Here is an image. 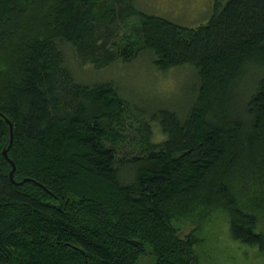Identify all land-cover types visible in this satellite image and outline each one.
Returning <instances> with one entry per match:
<instances>
[{"label":"trees","instance_id":"16d2710c","mask_svg":"<svg viewBox=\"0 0 264 264\" xmlns=\"http://www.w3.org/2000/svg\"><path fill=\"white\" fill-rule=\"evenodd\" d=\"M213 6L184 26L133 0H0V264H204L194 231L218 213L264 253V0ZM62 41L99 69L142 50L161 70L190 64L194 100L147 113L113 81H77ZM127 118L139 155L121 154Z\"/></svg>","mask_w":264,"mask_h":264},{"label":"rangeland","instance_id":"374dc122","mask_svg":"<svg viewBox=\"0 0 264 264\" xmlns=\"http://www.w3.org/2000/svg\"><path fill=\"white\" fill-rule=\"evenodd\" d=\"M135 7L149 14L165 16L184 26H198L205 23L213 12L214 0H133ZM224 1V0H223ZM132 22V21H131ZM130 24V23H129ZM125 31L130 29L127 24L121 25ZM120 28V27H119ZM117 35L112 41L119 44ZM65 57V65L70 68L74 78L82 83H96L113 81L119 92L126 100L143 107L146 112H152L157 107H170L179 113H184L194 100L193 93L199 86L197 73L189 65H178L161 70L153 64L154 56L148 50H142L130 61L116 59L105 67L97 68L91 62H83L76 56L75 47L67 41L58 42ZM260 72H249L247 77L235 89L233 105L242 107L251 94L255 82L249 77L256 78ZM240 103V104H239ZM133 104V105H134ZM131 121H129V120ZM124 121L119 144L121 154L139 155L143 151L140 141V132L134 119ZM154 140L162 138L161 131L156 123L151 125ZM128 171L121 176H127ZM219 214V213H218ZM208 217L200 228L194 231L200 238L193 249L200 262L204 264H264V253L256 246H249L233 239L228 228L227 217L218 215ZM180 233L185 234L192 225L189 222L179 223ZM264 226V225H263ZM139 264H153L149 255L145 254L138 260Z\"/></svg>","mask_w":264,"mask_h":264},{"label":"water","instance_id":"95a60500","mask_svg":"<svg viewBox=\"0 0 264 264\" xmlns=\"http://www.w3.org/2000/svg\"><path fill=\"white\" fill-rule=\"evenodd\" d=\"M9 126L11 127V130H12V126H11L10 123H9ZM3 153H4L5 157L7 158V150H6V149H4ZM10 162H11V164H12V169H11V172H10V177H12L13 172H14V163H13L12 160H10Z\"/></svg>","mask_w":264,"mask_h":264}]
</instances>
